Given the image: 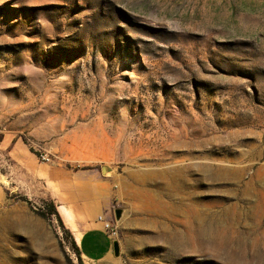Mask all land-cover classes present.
Listing matches in <instances>:
<instances>
[{"label":"rangeland","instance_id":"obj_1","mask_svg":"<svg viewBox=\"0 0 264 264\" xmlns=\"http://www.w3.org/2000/svg\"><path fill=\"white\" fill-rule=\"evenodd\" d=\"M60 206L119 264H264V0H0V264H83Z\"/></svg>","mask_w":264,"mask_h":264},{"label":"crops","instance_id":"obj_2","mask_svg":"<svg viewBox=\"0 0 264 264\" xmlns=\"http://www.w3.org/2000/svg\"><path fill=\"white\" fill-rule=\"evenodd\" d=\"M92 187V202L89 206L79 207V211L83 213V218H94L97 211L102 208V205L97 202L96 191L98 187H104V183L99 184L94 181ZM60 209V210H59ZM58 212L65 220L73 225L75 230L74 241L79 250V254L83 264H119L118 256H115L113 251L114 240L110 239L104 231L102 224L93 220L90 223L86 221L72 220L70 214L64 206H60ZM88 226L81 228L82 224Z\"/></svg>","mask_w":264,"mask_h":264},{"label":"built area","instance_id":"obj_3","mask_svg":"<svg viewBox=\"0 0 264 264\" xmlns=\"http://www.w3.org/2000/svg\"><path fill=\"white\" fill-rule=\"evenodd\" d=\"M97 221L102 224V227L106 232V234L108 235V237L114 240V238L117 235V229L111 223L106 221L105 218L102 216L97 217Z\"/></svg>","mask_w":264,"mask_h":264},{"label":"water","instance_id":"obj_4","mask_svg":"<svg viewBox=\"0 0 264 264\" xmlns=\"http://www.w3.org/2000/svg\"><path fill=\"white\" fill-rule=\"evenodd\" d=\"M121 215H122V210L116 209L114 211V216H115L116 221L121 218ZM113 251H114L115 256L119 255V246H118L117 242H114V244H113Z\"/></svg>","mask_w":264,"mask_h":264},{"label":"trees","instance_id":"obj_5","mask_svg":"<svg viewBox=\"0 0 264 264\" xmlns=\"http://www.w3.org/2000/svg\"><path fill=\"white\" fill-rule=\"evenodd\" d=\"M52 211H53V213L58 217L59 221L61 222V220H60V218H59V215H58V213L56 212V210H55L54 208H52ZM41 215L44 216L45 214L42 213ZM75 245H76V244H75ZM76 248H77V246H76ZM77 253H79L78 248H77Z\"/></svg>","mask_w":264,"mask_h":264}]
</instances>
